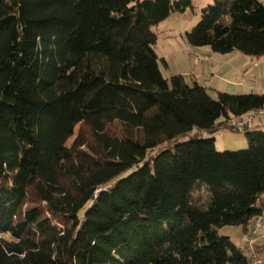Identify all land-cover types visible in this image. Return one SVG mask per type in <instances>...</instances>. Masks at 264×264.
I'll list each match as a JSON object with an SVG mask.
<instances>
[{
  "label": "trees",
  "instance_id": "1",
  "mask_svg": "<svg viewBox=\"0 0 264 264\" xmlns=\"http://www.w3.org/2000/svg\"><path fill=\"white\" fill-rule=\"evenodd\" d=\"M188 8L0 0V264H252L220 231L264 215V130L214 135L264 94L164 77L153 28ZM185 39L263 57L264 4L213 0Z\"/></svg>",
  "mask_w": 264,
  "mask_h": 264
},
{
  "label": "rangeland",
  "instance_id": "2",
  "mask_svg": "<svg viewBox=\"0 0 264 264\" xmlns=\"http://www.w3.org/2000/svg\"><path fill=\"white\" fill-rule=\"evenodd\" d=\"M191 1L193 8H188L185 12L174 13L166 21L153 28L155 34L157 35V45L155 46L156 53L160 59H163L166 62V64L164 62L160 63L162 74L165 78H170L174 75H182L189 84H191L193 81V75L198 73L199 68H197L196 64L198 61H201L202 58L195 50L196 48H192L188 45L185 39V34L196 27L201 21L202 10L213 4V0ZM260 1L264 4V0ZM199 49L211 50L210 47H203ZM217 55L221 57L225 56L221 54ZM244 56L245 55L239 52V58ZM259 60V63H256L258 61H254L253 64H244L243 62L239 61V79L217 71V75L215 77H209L205 75L204 78H197V81L206 85L209 88L210 95L215 99L217 97L218 91H227L230 84L237 86L236 89L238 94H249L254 92L263 93L264 56L260 57ZM202 69H205L206 74L208 73L207 65H205L204 68L202 67ZM242 77H244V80ZM228 126L232 130H235L230 126V123ZM214 137L216 138V149L218 151H224L225 145L230 140H234L238 144L239 142L246 140L244 134H241L237 131L218 132L214 135ZM187 139L188 138L184 140ZM73 141L74 138L68 142L67 146L71 147ZM85 150H87V148ZM32 207H40L44 210L45 205L38 202L28 201L24 209L27 210ZM47 215L48 213L45 212L44 216ZM262 228L259 231V237L261 236V232H263ZM240 233L241 232L237 227H226L220 231L221 235H231V239L241 246L242 244L239 241ZM262 258L264 264V253L262 254Z\"/></svg>",
  "mask_w": 264,
  "mask_h": 264
},
{
  "label": "crops",
  "instance_id": "3",
  "mask_svg": "<svg viewBox=\"0 0 264 264\" xmlns=\"http://www.w3.org/2000/svg\"><path fill=\"white\" fill-rule=\"evenodd\" d=\"M195 50L198 52V54L200 55V57L202 59H201V61H198L196 64V66H197V68H199V70H198V73H196V75H193L192 83H194V82L199 83V81H197V78H200V77L204 78L205 75L209 76V77L210 76L215 77L217 75V73H216L217 71L223 72L225 74H228L229 76L236 77L237 79H239V61L243 62L244 64H249V63L253 64L254 61H258L256 63H259V61H260L259 60L260 58L249 57V56H244L246 58H244V57L239 58V52H233V53H230L228 55L221 57V56L217 55V53H214L212 50H205V49L202 50L199 48H196ZM205 65L208 66V71H207L208 73L207 74L205 73V69H202V67L204 68ZM242 79L244 80V77H242ZM199 84L206 87L209 90V88L206 85L201 84V83H199ZM238 86H239V83H238ZM236 88H237V86H235L234 84H230L227 91H218V92H224V93L227 92L230 94H238ZM255 94H264V91H263V93H255ZM255 127L262 128L264 130V125L260 126L258 124ZM228 131L232 132L229 129H221L219 132L221 133V132H228ZM247 145L248 144H247L246 140L239 142V144L237 142H235L234 140H230L225 145L224 148H225V150L235 151V150L245 149V148H247ZM263 221H264V215H263ZM262 227H263L262 228L263 232H261L260 240H259V243L257 246V253L261 257V259H263L262 254L264 253V224ZM237 228L241 232L239 235L240 236L239 241L242 244L241 246H243V243H242L243 229L240 227H237ZM226 236H229L232 238V236L229 234Z\"/></svg>",
  "mask_w": 264,
  "mask_h": 264
},
{
  "label": "built area",
  "instance_id": "4",
  "mask_svg": "<svg viewBox=\"0 0 264 264\" xmlns=\"http://www.w3.org/2000/svg\"><path fill=\"white\" fill-rule=\"evenodd\" d=\"M230 126L241 134H245L249 129L256 125H264V107L250 112L243 118L231 119ZM263 226V216L257 217L252 225L251 230L242 236L243 246L249 253L252 264H263V260L257 253V246L260 240L259 231Z\"/></svg>",
  "mask_w": 264,
  "mask_h": 264
}]
</instances>
